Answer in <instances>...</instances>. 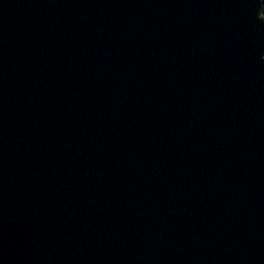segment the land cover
Listing matches in <instances>:
<instances>
[{
  "label": "water",
  "instance_id": "water-1",
  "mask_svg": "<svg viewBox=\"0 0 264 264\" xmlns=\"http://www.w3.org/2000/svg\"><path fill=\"white\" fill-rule=\"evenodd\" d=\"M264 0H0V264H264Z\"/></svg>",
  "mask_w": 264,
  "mask_h": 264
},
{
  "label": "trees",
  "instance_id": "trees-1",
  "mask_svg": "<svg viewBox=\"0 0 264 264\" xmlns=\"http://www.w3.org/2000/svg\"><path fill=\"white\" fill-rule=\"evenodd\" d=\"M262 18L264 19V5H263Z\"/></svg>",
  "mask_w": 264,
  "mask_h": 264
}]
</instances>
